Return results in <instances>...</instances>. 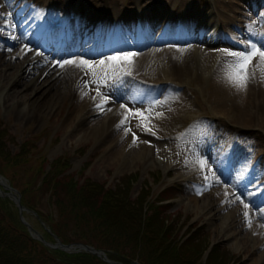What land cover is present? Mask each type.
Returning <instances> with one entry per match:
<instances>
[{
	"label": "rangeland",
	"instance_id": "1",
	"mask_svg": "<svg viewBox=\"0 0 264 264\" xmlns=\"http://www.w3.org/2000/svg\"><path fill=\"white\" fill-rule=\"evenodd\" d=\"M100 2L106 7L112 6V12L106 15L107 20L112 19V26L122 9L132 17L134 10L150 12L154 31L150 41L136 51L142 55L146 51H149L148 54L153 52L149 50L152 47L164 45L155 42L161 36H169L171 28H175L181 38H188L189 31L194 28L197 35L198 27L206 20L214 21L218 26L220 24L217 29L213 26L214 40L200 37L198 41L187 39L184 43L201 51L191 55L193 71L196 73L197 68L200 71L198 79L179 84L170 75L172 79L150 85L151 82L139 76L126 79L122 95L139 101L158 99L165 92H170L173 97L170 106L176 108V112L161 128H152L141 135L135 130L136 126H141L136 118L127 119L114 132L102 126L111 114L120 113L123 110L121 106H124V100L115 99L107 93L115 77H121L118 74L112 76L111 69L99 63L104 61L107 52H99L92 57L73 52L68 59L76 58L78 63L85 60L91 68L73 65L67 69L68 72L65 67L60 68L49 82L66 71L64 91L61 89L59 92L56 86L42 95V89H34L37 77L34 73L23 75L14 84L29 62L39 60L43 63L50 55L44 39L49 38L46 33L54 27L55 19H60V23L68 20L73 28L77 27L82 16L78 9L85 5L92 9L101 8ZM0 13H10L4 19L16 28L20 19L30 21L29 25L21 24L18 29L8 26L10 29L6 32L0 30V46L6 48L3 52L7 51L6 61L12 66L8 69L12 73L11 79L5 81V64L0 66V125L8 129L6 140L13 152L19 151L26 143L31 145L27 162L23 160L22 164L12 169L5 167V174L0 173V195L4 200L0 215L8 217L6 223H13L16 213V219L20 217L30 224L24 222L31 236L47 247L57 249L58 239H66L68 242L64 243L70 245L67 252L85 251L80 248L83 242L75 234L71 220L62 219L56 205L48 207L44 190L26 188V196L44 217L53 213L52 218L46 220L27 208L20 209L18 202L20 200L23 205L22 193L12 185L22 189L34 184L35 181L30 178L32 170L44 166L49 171L55 159L66 157L71 165L63 174L74 175L80 182L93 179L106 183V186H115L122 176L139 172L133 197L145 182L150 184L155 197L161 191L172 188L170 193L174 196L162 203H169L165 218L175 225L177 239L183 241L195 232L199 234V242L205 240L208 244L207 252L214 244L229 250L232 256L229 264H264V108H252L255 114L253 125L241 124L232 112L221 110L228 109L230 102H223V94L216 90V81L213 80L219 76L220 66L224 70V66L228 68L234 60L226 55V51L245 52L250 41L256 42L258 47L264 43V0H0ZM168 14L170 21L167 22ZM4 19H0V29L1 25L7 26ZM144 23L151 25L153 22L147 20ZM127 27L129 24L123 28L130 31L131 28ZM43 28L47 32L43 33L44 38L43 35L40 38ZM105 28L107 25L100 31ZM35 30L38 31L36 34ZM55 46L63 49L59 43ZM22 47H25L23 52L28 54L26 61L15 64L18 60L16 51ZM126 50L132 51L133 48ZM256 58L258 56L253 57L248 65H252ZM59 59L52 56L51 61L56 64ZM213 63L212 69H208ZM76 74L78 77H74ZM82 80L87 87L82 86ZM94 80L97 83H93ZM15 89L27 92L19 102L11 95ZM82 91L87 93V97L90 93L97 95L99 92L97 100L103 101L104 105L99 109L89 108L86 115H81L80 105L71 120L73 103ZM153 132L159 133L162 139H157ZM142 137L141 145L139 141ZM158 159H163V162L159 163ZM201 161L204 162L203 167ZM183 163L188 167L178 168ZM194 172L200 173L191 178L184 176ZM227 198L228 203L224 202ZM244 204L249 207L246 209ZM245 212L249 214L251 227ZM234 214L238 215L240 223L233 220ZM62 221H66V225L65 229H59L62 234L59 237L52 225L59 228L58 223ZM227 234L229 237H226ZM90 239L98 241L95 236H90ZM207 252L203 259H206Z\"/></svg>",
	"mask_w": 264,
	"mask_h": 264
},
{
	"label": "trees",
	"instance_id": "2",
	"mask_svg": "<svg viewBox=\"0 0 264 264\" xmlns=\"http://www.w3.org/2000/svg\"><path fill=\"white\" fill-rule=\"evenodd\" d=\"M7 136L8 129L0 125L2 174H5V167L12 169L22 164L23 160L27 162L30 159L27 156L31 152L29 143L13 152L8 147ZM70 165L69 158L59 157L52 162L49 171L44 166L32 170L30 178L35 181L34 184L20 189L12 183L22 193L21 203L45 220L52 218L53 213L44 217L26 196L28 189L44 190L48 207L56 205L62 219L71 220L81 242L103 249L108 258L121 264L230 263V251L217 244L210 249L206 259H203L208 244L206 245L205 240L198 241V233L193 232L183 241L177 239L174 235L175 225L165 218V210L170 208L169 203H162L174 196L170 193L172 188L161 191L155 197L152 187L145 182L133 197L139 172L122 176L115 186H106L104 182L93 179L80 182L74 175L63 174ZM13 174L16 175L15 172ZM10 181H13L11 177ZM3 206L4 200L0 195V210ZM5 206L7 210L10 209L7 203ZM11 213L13 215V211ZM13 217V223H6L8 217L0 215V264H111L90 252L69 253L58 248L51 249L31 236L21 218L16 219V213ZM58 225L59 228L55 225L52 228L57 236L62 237L59 229H65L66 221ZM90 236H95L98 241H92ZM62 241L68 242L66 239Z\"/></svg>",
	"mask_w": 264,
	"mask_h": 264
},
{
	"label": "bare ground",
	"instance_id": "3",
	"mask_svg": "<svg viewBox=\"0 0 264 264\" xmlns=\"http://www.w3.org/2000/svg\"><path fill=\"white\" fill-rule=\"evenodd\" d=\"M99 4L101 8L92 9L90 6L85 5V7H80L78 9L82 16L77 27L75 26L73 28L67 20L64 22L62 28L58 26L52 30L50 28L48 31L50 33H46V29L43 28V30L40 31V38L43 33H46L49 37L46 40L44 39V45L50 52V55L45 58L43 63L39 60L29 62L27 67L23 69L22 74L17 78L18 81L14 82V84H17L19 78L23 75L27 76L30 73H34V76H37L34 89H42V95L48 93L51 88L56 86L59 88V92L61 89L64 91L67 82V80L64 79L67 74L66 71L73 67L74 64H64L63 67L66 68V71L62 72L53 82H49L54 74L62 68L59 66L60 63L68 60H73L78 63V59L76 58L68 59L73 52H77L84 57H92L96 53L107 52V55L103 57L104 65L111 69L110 73L112 76L118 74V76L122 77V80H115L113 82L112 87L107 90V93L111 94L115 99L124 100V107L120 113L111 114L109 119L105 121L102 126L106 127L110 132H114L124 125H121V121L126 122L127 119L136 118L141 126H136L135 130L141 135L152 128H161V126L166 123L169 118H172L176 112V108L170 106V101L173 98L170 92H165V94L158 99L148 98L145 101H139L134 97L122 95V89L127 85L126 79L139 76L151 82L149 85L172 79L169 77L170 75H172L179 84L190 83L193 79H198L200 71L198 68L195 69L197 71L196 73L193 71V60L191 55L199 54L201 51L193 46L188 47L184 43L187 39L190 41H198L200 37H206L207 40H214L216 35L215 30L213 31V26L217 29L220 24L218 26L214 24V21L206 20L198 27L197 35L195 29L192 28V30L189 31L190 34L188 38H181L180 33L177 32L175 28H171V30L169 29V36H161L160 39L155 42L158 44L165 43L164 45L152 47L149 50H154L153 52L148 54L149 51H146V54L142 55L136 51L139 47L150 41L154 31V21L151 20L150 12H146L142 9L138 11L134 10L132 11L135 17L134 19L132 15L126 14L124 9H122V12L117 14L119 18L115 20V24L112 26V19L107 20L106 18V15L112 12V6L106 7V4L101 2ZM174 10L175 9H173V11ZM237 12H240V10L237 9ZM173 13L174 12H172V14ZM169 16L170 14L166 17L167 22ZM147 20L149 23H153L151 25L145 24L144 21L146 22ZM138 21L143 22L138 23ZM109 22H111V24ZM21 24L29 25L30 21L25 22L23 19H20L15 29L21 27ZM128 24L129 27H127V29L131 28L130 31L123 28L128 26ZM106 25L107 28H105L103 32L100 31V28H104ZM1 28L3 33L10 29L8 26L2 25ZM181 29H185V27ZM166 30L168 31V28ZM37 32L38 31L35 30L34 34ZM176 35L179 36L176 37ZM44 37L45 34L43 35V38ZM58 43L63 46L62 50H59L58 47L55 46V44L58 45ZM128 48H133V50L127 51L126 49ZM4 49L6 48L0 46V66L5 64V74H3L5 81L11 79L12 73L8 71V69L12 66H9V63L6 61L5 53L7 51L3 52ZM24 49L25 47H22V49L16 51L18 60L15 64H24V61H26L28 54L23 52ZM204 54L207 53L204 52ZM52 56L60 58L56 64L51 61ZM113 56H123L125 59L118 61L108 59ZM258 63H260L259 57L253 61L252 65H248L250 78L244 88H239L228 80V68H225V66L224 70H222V66L219 67V76L213 79L216 81V90L223 94V102H230L228 103V109L221 108V110L224 113L226 110L232 112L239 122L245 125H253L255 122V114L252 110L253 107L257 109L264 108V75L256 69ZM213 66L214 63L210 65L208 69H212ZM74 77H78V74L74 75ZM55 91L56 89L54 88V92ZM85 93V91H82L75 99L69 119L72 120L73 116H76L75 113L80 105L81 107L79 110L81 115H86L89 108L99 109L104 105L103 101L97 100V95L95 93H90V97H87ZM12 94L14 99H17V102H19L26 96L27 92L24 93L20 89H15L11 95ZM97 104H99L100 107H97ZM133 124L135 126L136 121L133 122ZM143 139L144 137L139 141L141 145L143 144ZM158 162H163V159H158ZM180 167L187 168L188 164H180L178 168ZM186 170L187 169H185V171ZM193 170L197 169L193 167ZM198 173L200 172L187 173L184 176L191 178ZM0 180H2L1 176ZM224 202L228 203V198L225 199ZM233 220L240 223L237 214H234ZM226 237H229V235L227 234Z\"/></svg>",
	"mask_w": 264,
	"mask_h": 264
},
{
	"label": "snow or ice",
	"instance_id": "4",
	"mask_svg": "<svg viewBox=\"0 0 264 264\" xmlns=\"http://www.w3.org/2000/svg\"><path fill=\"white\" fill-rule=\"evenodd\" d=\"M10 16L9 14H4V13H0V19H4L5 16ZM4 23L7 26H10L12 28H15L14 24H11L10 21H8L7 19H4ZM2 30V29H0ZM12 39H16L15 36L11 37ZM247 51L245 52H227L226 50V55L232 56L234 58L233 62L231 64H229L228 66V73H227V78L228 80L233 83L234 85H236L239 88H244L246 87L247 81L250 78L249 76V68H248V63L252 60L253 57L258 56L260 63H258L256 65V69H258L262 75H264V43H262L259 47L257 46L256 42H249L246 45ZM109 60H114V61H118V60H122L125 59V57L123 56H113V57H109ZM100 64H103L104 61H100ZM64 64H74L76 67H81V66H88L89 68H91V65H88V62L85 60H81L78 64L73 61V60H68V61H64L62 63L59 64L60 67H63ZM253 74H254V70H253ZM121 77H115V80H120ZM82 86L83 87H87V83L85 81H81ZM93 83H97V81H93ZM87 94V93H85ZM97 96H100V93L97 92ZM95 99V98H94ZM97 107H100L99 104H97ZM121 107H124L123 105ZM142 115V114H141ZM127 119V118H125ZM125 123V121H121V125H123ZM135 142V140H134ZM201 167L204 166V162L201 161ZM205 179H207V177H205ZM239 199V197L237 198ZM243 202V201H241ZM244 207L247 209L249 207L248 204H244ZM264 211V210H262ZM248 212L244 213V216L249 224V227H251V221L248 220Z\"/></svg>",
	"mask_w": 264,
	"mask_h": 264
},
{
	"label": "water",
	"instance_id": "5",
	"mask_svg": "<svg viewBox=\"0 0 264 264\" xmlns=\"http://www.w3.org/2000/svg\"><path fill=\"white\" fill-rule=\"evenodd\" d=\"M18 199H20V198H18ZM19 207H20V209H23L24 208V206H22L21 204H20V200H19ZM27 225H29L30 226V224L27 222V221H24ZM30 229H31V227H30ZM58 243H59V245H61V247L62 248H66V247H69L70 245H66V244H64V243H62L61 241H58ZM85 247H86V249H88V250H90L92 253H95V254H100L101 253V251L102 250H100V249H96V248H94L93 246H89V245H84ZM109 262H112L113 264H117L116 262H113V261H111V260H109Z\"/></svg>",
	"mask_w": 264,
	"mask_h": 264
}]
</instances>
